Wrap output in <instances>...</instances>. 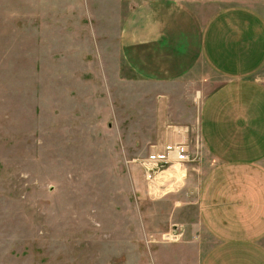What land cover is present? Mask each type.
<instances>
[{"label":"rangeland","instance_id":"1","mask_svg":"<svg viewBox=\"0 0 264 264\" xmlns=\"http://www.w3.org/2000/svg\"><path fill=\"white\" fill-rule=\"evenodd\" d=\"M129 3L0 0V264L192 258L180 233L194 229L206 169L192 118L214 83L204 70L168 83L134 72L114 32ZM158 124L171 137L188 126L195 159L147 180Z\"/></svg>","mask_w":264,"mask_h":264},{"label":"crops","instance_id":"2","mask_svg":"<svg viewBox=\"0 0 264 264\" xmlns=\"http://www.w3.org/2000/svg\"><path fill=\"white\" fill-rule=\"evenodd\" d=\"M109 1L132 2L114 32L134 72L168 83L204 70L214 83L192 118L206 169L195 183L194 229L180 233V248L192 256L184 263L264 264V0ZM85 29L94 37L91 24ZM185 136H165L158 124L146 143L161 148L164 137Z\"/></svg>","mask_w":264,"mask_h":264},{"label":"built area","instance_id":"3","mask_svg":"<svg viewBox=\"0 0 264 264\" xmlns=\"http://www.w3.org/2000/svg\"><path fill=\"white\" fill-rule=\"evenodd\" d=\"M188 128H179V131L186 134L182 139L167 142L161 148L154 147L145 158L141 159L140 165L144 168V176L147 180L155 179L170 166L185 164L195 159L194 152L190 148Z\"/></svg>","mask_w":264,"mask_h":264}]
</instances>
